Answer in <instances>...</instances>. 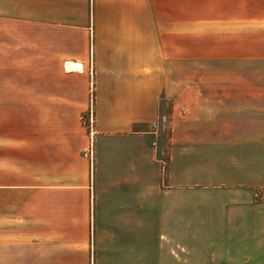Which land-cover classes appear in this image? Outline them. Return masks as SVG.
Masks as SVG:
<instances>
[{
    "label": "crops",
    "instance_id": "0c3cea01",
    "mask_svg": "<svg viewBox=\"0 0 264 264\" xmlns=\"http://www.w3.org/2000/svg\"><path fill=\"white\" fill-rule=\"evenodd\" d=\"M0 264H264V0H0Z\"/></svg>",
    "mask_w": 264,
    "mask_h": 264
},
{
    "label": "rangeland",
    "instance_id": "374dc122",
    "mask_svg": "<svg viewBox=\"0 0 264 264\" xmlns=\"http://www.w3.org/2000/svg\"><path fill=\"white\" fill-rule=\"evenodd\" d=\"M192 75L193 77H216L217 75V71L214 69V70H211V69H208V70H201V71H197V70H192ZM169 103H163L162 104V113L160 115V128H159V138H158V141L163 142L167 139V133L169 131V118H168V114H169ZM165 117H162L164 116ZM164 118V120H162ZM161 133V134H160ZM161 137V138H160ZM206 187H203L201 185H199L198 187H193V189H205ZM211 188V187H209Z\"/></svg>",
    "mask_w": 264,
    "mask_h": 264
},
{
    "label": "built area",
    "instance_id": "2783aa9c",
    "mask_svg": "<svg viewBox=\"0 0 264 264\" xmlns=\"http://www.w3.org/2000/svg\"><path fill=\"white\" fill-rule=\"evenodd\" d=\"M152 126L154 127L153 130H154V131H157V127H158L157 122H153V123H152ZM152 144H153V145H156V141H153ZM90 151H91V149H90ZM164 164H165L164 161H162V165H164Z\"/></svg>",
    "mask_w": 264,
    "mask_h": 264
},
{
    "label": "bare ground",
    "instance_id": "6f19581e",
    "mask_svg": "<svg viewBox=\"0 0 264 264\" xmlns=\"http://www.w3.org/2000/svg\"><path fill=\"white\" fill-rule=\"evenodd\" d=\"M71 67H77V64H71Z\"/></svg>",
    "mask_w": 264,
    "mask_h": 264
}]
</instances>
